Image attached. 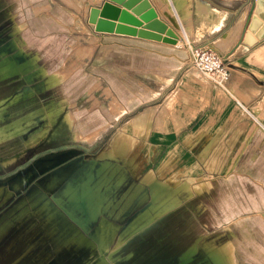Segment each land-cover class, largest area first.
<instances>
[{
	"label": "rangeland",
	"instance_id": "1",
	"mask_svg": "<svg viewBox=\"0 0 264 264\" xmlns=\"http://www.w3.org/2000/svg\"><path fill=\"white\" fill-rule=\"evenodd\" d=\"M64 1L73 5L77 0ZM8 39L9 32L0 30V68L6 70L0 72V264H19L37 243L52 248L48 263L61 264L60 248L73 247L79 232L86 236L80 243L84 253L70 254L62 264H182L185 256H191L188 264H204L210 250L218 251L226 264H264V137L262 142L211 143L209 149L220 154L228 147L242 156L204 160L214 178L187 180L178 190L160 191L155 181L142 186V176L136 177L139 182H113L114 169L98 155L106 158L101 151L126 120L141 119L156 130L157 106H68L85 96V88L119 84L109 62L79 61L91 52L77 37L69 43L66 68L48 79L49 88L30 96L47 81L42 79L45 72L36 64L37 70L21 73ZM94 124L97 128L85 138L83 131ZM261 130L264 134V126ZM102 188L108 199L124 204L115 212L121 220L111 223L116 227L113 237L98 215L78 223L68 207L79 200L72 194L76 189L94 203ZM171 198L181 205L163 211L164 201ZM29 231L37 237L31 239Z\"/></svg>",
	"mask_w": 264,
	"mask_h": 264
},
{
	"label": "crops",
	"instance_id": "2",
	"mask_svg": "<svg viewBox=\"0 0 264 264\" xmlns=\"http://www.w3.org/2000/svg\"><path fill=\"white\" fill-rule=\"evenodd\" d=\"M105 1L77 0L69 5L64 0H0V14H3L0 30L9 32L6 42L20 62L17 68L21 73L36 68L45 72L42 79L47 81L29 92L30 96L49 88L52 84L48 79L66 68L71 57L69 43L77 37L79 45L91 52L79 61L88 59L95 65L109 62L115 68L119 84L111 83L109 88L101 84L85 88V96L74 103L69 99L68 106H157L156 130H150L149 124H141V119L126 120L120 130L116 129L109 148L101 151L100 154L107 153L106 158L98 155L99 161L108 160L105 164L109 163L114 169L113 182L132 183L138 181L137 176H142V186L155 181L160 191L178 190L187 180L196 183L207 177L214 178V170L207 168L204 160L242 156L239 151L231 153L228 147L220 154V151L209 149L211 143L262 142L264 39L252 47L242 41L251 16L252 0H149L159 19L177 34V45L128 34L96 32L95 25L88 22L90 9L101 8ZM47 8L49 13L44 11ZM126 12L139 20L132 10ZM169 17L175 19L177 28L170 23ZM124 26L134 28L130 24ZM190 47L208 48L217 53L229 68V81L221 86L197 71L191 62ZM100 52L105 53L98 54ZM9 64L14 68V61ZM5 71L0 68V72ZM95 125L83 131L85 138L97 128ZM97 137L90 141L97 143ZM102 189L100 199L94 203L86 200V193L76 189L72 194L79 200L85 199V208L77 199L68 207L73 209L72 216L78 223L90 222L98 215L102 226L109 224L113 237L116 227L111 223L121 220L115 212L124 204L112 196L108 199L104 194L106 190ZM179 203L174 198L166 200L163 211L176 204L180 206ZM107 211L109 213L105 214ZM146 214L149 210L141 214L134 226ZM28 233L31 239L35 237V232ZM79 233L73 247L60 248L61 264L66 263L70 254L80 251L76 253L80 256L84 253L80 243L86 236ZM45 238H50L48 231ZM50 253L52 256L51 247L37 243L30 246L18 262L60 264L48 263L46 256ZM209 254L210 259L204 264H226L218 251L210 250Z\"/></svg>",
	"mask_w": 264,
	"mask_h": 264
},
{
	"label": "water",
	"instance_id": "3",
	"mask_svg": "<svg viewBox=\"0 0 264 264\" xmlns=\"http://www.w3.org/2000/svg\"><path fill=\"white\" fill-rule=\"evenodd\" d=\"M118 6L123 7L125 10H120ZM126 10H132L133 14L140 17L139 20L130 16ZM168 19L173 27L177 28L175 19L172 17ZM116 21H119L120 24L115 25L114 22ZM88 22L95 25V31L98 33L128 34L172 45H177L179 42L175 31L159 19L149 0H106L101 8L93 7L90 9ZM125 24H130L134 28H126ZM263 39L264 0H252L251 16L247 22L242 41L245 45L252 47ZM80 204L85 208V201Z\"/></svg>",
	"mask_w": 264,
	"mask_h": 264
},
{
	"label": "built area",
	"instance_id": "4",
	"mask_svg": "<svg viewBox=\"0 0 264 264\" xmlns=\"http://www.w3.org/2000/svg\"><path fill=\"white\" fill-rule=\"evenodd\" d=\"M191 62L205 76L223 86L230 79V72L224 60L214 51L202 47H190Z\"/></svg>",
	"mask_w": 264,
	"mask_h": 264
},
{
	"label": "flooded vegetation",
	"instance_id": "5",
	"mask_svg": "<svg viewBox=\"0 0 264 264\" xmlns=\"http://www.w3.org/2000/svg\"><path fill=\"white\" fill-rule=\"evenodd\" d=\"M190 257H191V256H190ZM190 257H189V256H185L184 260L181 261L182 264H188V263H186V262L189 261V258H190Z\"/></svg>",
	"mask_w": 264,
	"mask_h": 264
}]
</instances>
